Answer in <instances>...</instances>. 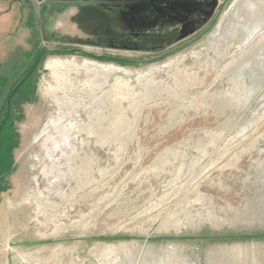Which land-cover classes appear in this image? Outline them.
I'll return each instance as SVG.
<instances>
[{"label": "rangeland", "instance_id": "rangeland-1", "mask_svg": "<svg viewBox=\"0 0 264 264\" xmlns=\"http://www.w3.org/2000/svg\"><path fill=\"white\" fill-rule=\"evenodd\" d=\"M73 0H0V264H264V0L161 50Z\"/></svg>", "mask_w": 264, "mask_h": 264}, {"label": "flooded vegetation", "instance_id": "flooded-vegetation-1", "mask_svg": "<svg viewBox=\"0 0 264 264\" xmlns=\"http://www.w3.org/2000/svg\"><path fill=\"white\" fill-rule=\"evenodd\" d=\"M83 21L99 29L96 43L114 49L154 51L206 29L220 0H73Z\"/></svg>", "mask_w": 264, "mask_h": 264}]
</instances>
